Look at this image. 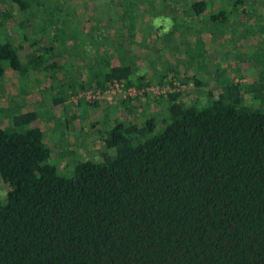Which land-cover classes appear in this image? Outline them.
Wrapping results in <instances>:
<instances>
[{"label":"trees","instance_id":"trees-1","mask_svg":"<svg viewBox=\"0 0 264 264\" xmlns=\"http://www.w3.org/2000/svg\"><path fill=\"white\" fill-rule=\"evenodd\" d=\"M207 3L194 0L185 10L196 17L207 11L202 20L213 22L215 29L228 21L233 26L230 10L219 6L210 12ZM0 5L6 36L0 37V75L5 62L25 72L18 54L21 44L7 39L12 28L19 38L36 43L39 38L31 36H57L69 11L53 0H11L8 7L0 0ZM259 5L263 8L257 14H264ZM241 6L240 13L250 9ZM15 9L20 17L9 27ZM122 9L126 37L146 46L132 3L123 0ZM77 14L73 2L68 21L73 18L91 39L102 38L100 31H92L87 14ZM76 29L73 55L88 56L83 60L91 74L80 82L77 74L69 78L73 92L87 86L104 90L115 82L124 89L172 82L175 71L165 68L146 79L139 71L145 63L141 51L123 54L112 64L119 51L109 52L96 39L83 43ZM100 48L105 52L96 56ZM152 52L156 60L163 57L157 49ZM41 56L35 52L28 62L38 63ZM190 77L193 89H201L204 97L192 98L184 87L166 91L168 116L156 132L152 115L141 122L117 115L108 132L100 133L98 157L77 160L68 173L49 162L36 110L16 113L8 125L0 124V176L8 185L0 199V264H264V82L246 85L247 80L233 77L219 82L216 72L215 92L196 72ZM63 98L58 95L54 102Z\"/></svg>","mask_w":264,"mask_h":264},{"label":"rangeland","instance_id":"rangeland-1","mask_svg":"<svg viewBox=\"0 0 264 264\" xmlns=\"http://www.w3.org/2000/svg\"><path fill=\"white\" fill-rule=\"evenodd\" d=\"M53 1L58 3V7L69 11L67 21L64 23L65 27L60 26L57 36L53 37L52 33L44 32L40 36H31L36 37V39L39 38L36 43H32L34 38L27 40L22 36L19 38L13 28L14 34L8 33L10 37L7 39L12 40L15 44H21V47L18 48V54L22 64L27 68L25 72H20L5 62L4 71L0 75V124L8 125V120L16 113L29 109L36 110L38 117L35 123L42 127L43 139L50 148L49 162L56 164L62 173L70 172L77 160L98 157L103 140L100 133L106 134L108 132V128L117 116L116 112L120 111L117 109L116 103L118 100H122L124 95L125 105H128L130 112L133 113L131 120L141 122L144 119L138 108L143 109L145 104L143 113L146 116L155 117L154 132H156L162 128L163 118L168 116L169 100L165 96L166 92H153L150 89L152 86L158 88L184 87V90L189 88L191 90L190 96L194 98L205 96L201 89L194 90V86L189 85L192 82L190 76L195 72L201 76L204 84H213L212 90L215 92L219 89L218 81L223 82L232 77L241 81L247 80L246 85L254 83L258 86V83L264 82V14H257L259 13L257 10L260 11L263 8L259 4H264L260 0H242L241 3L234 2V0H209L207 10L210 12L216 11L219 6L231 11L230 24L234 21L233 26H229V28L228 21L221 28L217 25L218 29H215L214 23L210 20H202L209 15L206 13L207 11L205 14L201 13L196 17L193 13L185 10L194 0H178V2L174 0H124L132 3L135 15L144 19L148 15L150 16V19L142 21L143 24L149 26L145 30V41L147 42L143 41L147 47H144V51L138 49V52L137 47L134 46L137 42L131 41L128 36L119 33L120 29L123 31V23L119 18L120 12L123 10V0ZM10 2L11 0H3L7 7ZM73 2L77 15L80 17V14L83 16L87 14L91 18L92 31L104 32V38L97 36L98 40L96 36H92L91 39V35L83 27L78 23V25L73 23V18L68 21L70 17H73ZM241 4L250 8L246 11L247 13H240L238 5L240 7ZM236 10L238 11L236 12ZM14 11L16 16L9 21V27L20 17L19 11L16 9ZM234 12L235 18L232 20L231 16ZM60 15V18L65 19V15ZM54 16L56 17V15ZM157 17H170L174 26L166 34H162L166 24L162 20L160 28H154L153 21ZM37 18L40 20L38 16ZM107 23L108 28L105 27ZM200 24L202 25L199 26ZM35 25L39 27L42 24L36 23ZM73 26L74 28L78 27L76 31L83 43L96 39L94 43L106 45L113 54L115 49L125 51L126 48H129L127 50L128 55L141 51L142 57L145 56L143 59L145 63L140 65L139 71L144 75L149 74L150 70L151 72L164 68L168 71L175 70V74L171 76L172 82L161 84L155 82L130 90L126 88L122 93L105 92L96 98V103L85 97L87 102L82 95H84L85 90H92L93 88L88 89L87 86V89L78 88L76 92H73L71 80L75 77L74 74L78 75L75 79L76 82L88 79L91 74V70L88 72L83 60L85 58L87 60L88 56L84 52L73 55V44H71ZM196 31L200 33L197 34ZM30 32L33 35L35 30ZM105 32L108 34L106 37ZM1 36H5L2 26H0ZM130 45L134 47V52ZM88 47L89 45H86L83 49ZM156 49L157 56L164 53L165 57L156 60L155 53L152 52ZM103 50L100 48L94 53L97 56L105 52ZM172 51L177 52L178 56ZM35 52L42 53L40 62L29 63L28 61L33 58ZM119 58L121 55L114 58L113 62H120ZM204 67L208 69L205 73L201 70ZM239 68L243 73L242 76L239 75ZM216 72L220 77L218 81L215 80ZM255 72L258 73L255 77L256 79L259 77L258 82L254 80L255 78L252 79ZM144 89L148 91L145 92ZM262 93H264V88H262ZM58 95L64 97L62 101L64 109L62 111L52 105L58 104V102H54ZM78 96H82L80 104L77 101ZM127 96L130 97L129 100H127ZM90 106H93L94 109L89 112ZM106 106L110 107L109 112L103 117L102 108L104 109ZM120 112L125 121H131L127 116L128 112ZM120 119L123 120L121 114ZM7 189V183L0 176V199H5Z\"/></svg>","mask_w":264,"mask_h":264},{"label":"crops","instance_id":"crops-1","mask_svg":"<svg viewBox=\"0 0 264 264\" xmlns=\"http://www.w3.org/2000/svg\"><path fill=\"white\" fill-rule=\"evenodd\" d=\"M135 19H136L137 22H138V23H137V27H138L139 29L142 28V33L139 31V32H140V35L143 34V35L145 36V30H147V28H148L149 26H146L145 24H143L142 21L147 20V19H150V16L148 15V16L144 19V18H141L139 15H136V18H135ZM108 26H109V25H108V23H107V24L105 25V27L108 28ZM122 30H123V31H121V29H120V30H119V33H120V34H125V35H127V29H126L125 27H123ZM124 30H125L126 32H125ZM149 31H150V28H149ZM149 33H150V32H149ZM101 36L104 37V32L101 33ZM106 36H108V34L105 32V37H106ZM134 46L137 47V52H138V49H141V51H144V49H145V48H144L145 46L143 47V45H140V44H136V45H134ZM146 47H147V46H146ZM130 48H131L132 51H133V48H134V47H132V46L130 45ZM128 49H129V48H126L125 51H122V50H119V49H118V51H120V53H121V57H122L123 54L128 55V54H127V50H128ZM109 52H111V50H110ZM133 52H134V51H133ZM146 52H147V51H146ZM134 53H136V52H134ZM140 53H141V52H140ZM163 57H165V56H164V53H163ZM113 61H114V58L111 60V63H112V64H117V63H119V62H113ZM76 63H77V62H76ZM171 65H172V64H171ZM148 71H149V70H148ZM171 71H172V70H171ZM174 71H175V70H174ZM153 73H154V72H151V70L149 71V74L146 73V74H145L146 79H151V78L153 77ZM85 80H86V79H85ZM59 102H60V104H59ZM121 103H122V104H121ZM55 104H57V103H55ZM55 104H52V105H53L54 107H57L58 109H61V111L64 109V107H63L64 105L62 104V101H58V104H57V105H55ZM125 104H126L125 101H124V102H121V100H118V102L116 103L117 109L120 110V111H126V112H128V113H127V116H128V118L131 120V119H132L131 116L133 115V113L130 112V107H129L128 105H125ZM126 106H127V107H126ZM124 107H125L126 109H125ZM144 107H145V104L143 105V109H144ZM109 108H110L109 106L104 107V109L102 108V111H103V112H101V114H102L103 117L105 116L106 113L109 112ZM92 109H94L93 106H90L89 109H88L89 112H90V110H92ZM143 109H142L141 107L138 108V110H140V111L142 112L143 116L145 117L146 114L143 113ZM120 111H117L116 114H117V115H120V114H121V116L123 117V120H124V116L122 115V113H121ZM144 112H145V110H144ZM114 117H115V116H114ZM129 119H128V120H129ZM100 121H101V120H100Z\"/></svg>","mask_w":264,"mask_h":264},{"label":"built area","instance_id":"built-area-1","mask_svg":"<svg viewBox=\"0 0 264 264\" xmlns=\"http://www.w3.org/2000/svg\"><path fill=\"white\" fill-rule=\"evenodd\" d=\"M189 85H192V82H190ZM131 88H134V87H128L127 89L130 90ZM175 87H172V88H158V87H151L150 89L153 91V92H166L168 90L166 89H173ZM178 88V87H177ZM124 87L118 83V82H115L113 84H111L108 88L104 89V90H100V89H96V90H87L84 92V95L87 99H96V98H99L102 94H104L105 92H110V93H122L124 92Z\"/></svg>","mask_w":264,"mask_h":264},{"label":"clouds","instance_id":"clouds-1","mask_svg":"<svg viewBox=\"0 0 264 264\" xmlns=\"http://www.w3.org/2000/svg\"><path fill=\"white\" fill-rule=\"evenodd\" d=\"M162 20H164L165 24H166V27L163 29L162 34H166L174 26V22L171 20L170 17L169 18L157 17L153 21V27L154 28H160Z\"/></svg>","mask_w":264,"mask_h":264}]
</instances>
